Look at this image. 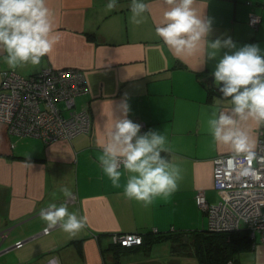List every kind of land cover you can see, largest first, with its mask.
<instances>
[{"label": "crops", "instance_id": "obj_1", "mask_svg": "<svg viewBox=\"0 0 264 264\" xmlns=\"http://www.w3.org/2000/svg\"><path fill=\"white\" fill-rule=\"evenodd\" d=\"M108 2L47 0L60 40L38 66L15 69L27 76L47 65L79 68L85 91L73 107L87 109L90 125L69 140L43 143L9 133L0 121V252L9 249L0 254V264H185L182 253L172 250V239L122 247L111 245L108 234L139 231L147 238L150 229L176 235L205 228L193 196L202 191L207 201L216 200L211 159L231 153L213 140L207 124L218 100L230 107V99L209 89V77L228 50L202 65L199 52L177 59L155 31L167 10L163 0H143L149 11L140 25L131 21V0H117L112 11L106 10ZM194 8L212 21L209 41L231 37L237 47L256 44L264 50V0H195ZM250 14L259 16L255 28L247 23ZM5 55L0 51V71L9 68ZM125 99L127 118L145 123L141 134L151 129L165 135L169 158L182 169L178 190L166 201L157 198L145 206L127 199V174L116 188L102 172L97 158ZM249 126L254 137L264 138V128L256 131L251 121ZM61 186L71 190V198L58 192ZM49 203H64L69 212L86 217V228L70 238L59 224L49 226L40 216ZM16 240L22 243L14 247ZM254 248L264 260V244Z\"/></svg>", "mask_w": 264, "mask_h": 264}, {"label": "clouds", "instance_id": "obj_2", "mask_svg": "<svg viewBox=\"0 0 264 264\" xmlns=\"http://www.w3.org/2000/svg\"><path fill=\"white\" fill-rule=\"evenodd\" d=\"M194 3L195 0H163L167 10L155 29L156 35L177 59L199 52V65L206 59H216L221 49L228 50L218 59L212 75L220 86L222 99H230V107L217 101L210 110L208 131L217 144L233 155L264 165V156L257 153L259 140L249 126L251 121L256 131L264 128V50L256 44L237 47L231 37L209 41L212 21L197 14ZM117 6V0H109L106 10ZM130 11L132 23L140 25L149 5L143 0H131ZM53 33V12L47 0H0V51L6 53L4 62L10 69L28 64L38 66L60 40ZM118 107L122 115L114 118L106 130V143L97 158L103 174L116 188L121 187V178L127 174L123 185L127 199L145 206L157 198L166 201L178 190L182 179L180 165L169 158L172 149L166 136L151 129L141 134V125L127 118V100H122ZM252 172L244 167L240 175ZM58 192L66 198L72 196L66 186ZM51 197L57 199V191ZM40 216L49 226L59 224L70 238L87 226V218L69 212L64 203H49L40 210Z\"/></svg>", "mask_w": 264, "mask_h": 264}, {"label": "built area", "instance_id": "obj_3", "mask_svg": "<svg viewBox=\"0 0 264 264\" xmlns=\"http://www.w3.org/2000/svg\"><path fill=\"white\" fill-rule=\"evenodd\" d=\"M249 26L259 23L257 14L247 18ZM85 91L83 75L77 68L50 65L27 76L5 68L0 71V121L9 133L36 136L43 143L70 137L89 129L87 109H75V97ZM141 128L145 123L140 122ZM257 153L264 156V138L257 137ZM252 169L240 175L242 168ZM211 185L217 198L207 201L203 192L194 195L211 231L245 229L252 245L264 244V165L233 153L217 154L211 159ZM257 235V236H256ZM119 245L140 243L139 233L126 232L115 237ZM21 241H16L19 246Z\"/></svg>", "mask_w": 264, "mask_h": 264}, {"label": "trees", "instance_id": "obj_4", "mask_svg": "<svg viewBox=\"0 0 264 264\" xmlns=\"http://www.w3.org/2000/svg\"><path fill=\"white\" fill-rule=\"evenodd\" d=\"M213 92H217L212 88H209ZM164 155V153H162ZM211 231V230H210ZM207 231L205 228L194 231L192 239L189 242H183L181 235L183 232H179L171 240V248L176 253H183L182 255H194L197 259V264H225L228 256L238 249L250 248L251 240L245 229H238L235 231L219 232V236L214 240L211 238L213 232ZM140 233L139 231H133ZM148 232V231H146ZM164 236H170V234L155 232L154 235L145 237L142 242L147 243L159 239ZM207 238V239H205ZM203 241L205 243V249H211L210 251L202 252L201 248L195 245L196 241ZM185 247L188 248L187 254Z\"/></svg>", "mask_w": 264, "mask_h": 264}, {"label": "rangeland", "instance_id": "obj_5", "mask_svg": "<svg viewBox=\"0 0 264 264\" xmlns=\"http://www.w3.org/2000/svg\"><path fill=\"white\" fill-rule=\"evenodd\" d=\"M263 43H264V40L262 41ZM75 68H77V67H75ZM78 69V71H80V69L79 68H77ZM81 72V71H80ZM75 109H78V108H75ZM81 109H84V108H82V107H79V110H81ZM3 124H4V126H5V128H7V125L5 124V122H3V121H1ZM89 125H90V123H89ZM7 130V129H6ZM87 132V131H86ZM86 132H78V133H76L75 135H77V134H80V133H86ZM75 135H73V136H70V137H64V138H59V139H51L52 141H50L49 143H51V142H55V141H57V140H61V139H63V140H69V139H71L72 137H74ZM41 140V139H40ZM196 195V194H195ZM194 197V196H193ZM202 211V210H201ZM205 215V214H204ZM205 222H206V217H205ZM47 229H48V227H43V229H42V232H46L47 231ZM205 229L207 230V231H210L209 229H207V226L205 225ZM230 231H235V230H230ZM129 232H133V231H129ZM155 232H157V230L156 229H150V232L147 234L148 236H152V235H154V233ZM190 232V233H189ZM189 232H186V234H185V232L181 235V239L183 240V238H185L184 240H183V242L185 241L186 243L187 242H189V241H191V239H192V235H193V233H194V231H189ZM210 232H213L212 233V235H211V238L214 240L216 237H218L220 234H219V232H226V231H210ZM124 233H126V232H110L109 234H108V238H109V243L111 244V245H114V246H122V247H129V246H132V245H141L143 242H142V239H144L145 238V235L144 234H140L139 233V236H140V238H141V241H140V243H136V244H132V245H128V246H123V245H119V242H117L116 240H115V237L116 236H119V235H121V234H124ZM169 234H170V236L168 237V236H164L166 239H173V237H175V234L174 233H170V232H168ZM92 236L93 237H97V235L96 234H92ZM257 236V235H256ZM205 239H207V238H205ZM16 241H21V240H16ZM16 241L13 243V246L14 247H17L16 245H15V243H16ZM22 243V242H21ZM21 243H20V245H21ZM250 244H251V242H250ZM195 245H197V246H199L200 248H201V250H202V252L204 253V252H206V251H210L211 249H208V250H206L205 249V243L203 242V241H196V243H195ZM252 246H250V248L248 247V248H244V249H238V250H236V251H233L229 256H228V259L229 260H227V262L225 263V264H264V260H262L261 259V256H260V253L259 252H257V250H258V248H251ZM185 252H186V254H187V251H188V248L187 247H185ZM9 249H6V250H4V251H2V252H0V254L1 253H4V252H7ZM184 253V252H183ZM182 253V254H183ZM260 256V257H259ZM189 257H191V258H189ZM189 257H186V255H183V259H182V261L184 262V261H187L186 263H188V262H191L192 260H194V262L196 263L197 262V259H196V257L194 256V255H189ZM193 258V259H192ZM185 263V264H186ZM197 264V263H196Z\"/></svg>", "mask_w": 264, "mask_h": 264}, {"label": "water", "instance_id": "obj_6", "mask_svg": "<svg viewBox=\"0 0 264 264\" xmlns=\"http://www.w3.org/2000/svg\"><path fill=\"white\" fill-rule=\"evenodd\" d=\"M209 87L212 88L213 90L221 93L219 90L220 86L214 81L213 75H211L209 77Z\"/></svg>", "mask_w": 264, "mask_h": 264}, {"label": "bare ground", "instance_id": "obj_7", "mask_svg": "<svg viewBox=\"0 0 264 264\" xmlns=\"http://www.w3.org/2000/svg\"><path fill=\"white\" fill-rule=\"evenodd\" d=\"M254 247V245H252Z\"/></svg>", "mask_w": 264, "mask_h": 264}]
</instances>
